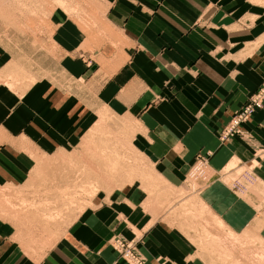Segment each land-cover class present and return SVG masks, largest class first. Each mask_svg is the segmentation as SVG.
I'll return each mask as SVG.
<instances>
[{"label": "crops", "instance_id": "obj_1", "mask_svg": "<svg viewBox=\"0 0 264 264\" xmlns=\"http://www.w3.org/2000/svg\"><path fill=\"white\" fill-rule=\"evenodd\" d=\"M63 1L0 0V180L25 179L29 152L101 165L89 150L104 145L122 168L81 170L100 186L79 216L44 227L60 231L39 257L21 247L39 243L25 239L26 224L0 222V264H121L107 245L117 234L150 264H206L182 230L185 211L205 209L231 233L264 231V194L224 180L249 168L264 184V155L216 135L264 79L254 38L263 21L251 13L249 22L247 0ZM98 117L125 135L103 137ZM241 129L264 146V102ZM198 154L222 176L187 188Z\"/></svg>", "mask_w": 264, "mask_h": 264}, {"label": "rangeland", "instance_id": "obj_2", "mask_svg": "<svg viewBox=\"0 0 264 264\" xmlns=\"http://www.w3.org/2000/svg\"><path fill=\"white\" fill-rule=\"evenodd\" d=\"M54 2L65 8L63 0H54ZM247 2L250 9L249 22H251V18H253V14L251 13H258L259 20L263 21L262 31L254 37L256 38L255 44L257 41L259 43H264V0H247ZM53 6L54 4H52V7ZM109 120L112 122V118ZM109 120L108 117H105L103 121H100V117H98L97 121L100 124V128L106 129V131H101V135H103V137L107 134L109 136L107 139L114 140V136L116 137L118 135V130L120 129L119 134L121 136L125 135L124 130H122V125L119 127L118 124V129L116 131L109 132L107 130ZM224 122L218 126L216 132L220 141L226 142L234 136L239 137L244 140L248 146L253 148L254 153H261L264 155V146H253L251 136H248L244 130H241L239 134L230 136L226 140H221L218 136V130ZM90 135V133L85 135L84 140ZM103 146L104 145H102V147ZM102 147L89 150V155L90 157L99 155L106 158L104 163L101 165L89 164L88 166H82L81 163L74 160L75 158L72 157H69L66 160L59 159L65 163H56V159L52 158V155L48 156L36 152H29V156H27L29 161L33 163L30 164V169H26L24 173L25 179L0 180V222L15 226L17 224L18 226L26 224L25 228L22 230V232L25 233V239L39 242L21 246L26 253L30 254V256L39 257L43 251L54 242L56 235L60 231L58 225L57 228L53 226L52 229L44 227L49 226V224L52 225L54 222H64L65 224V221L69 220L70 217L74 219L76 216H79L78 211L81 210L82 206L87 204L89 197L100 186L97 181L79 179L82 172L81 170H87L90 172L103 171L110 173V175L121 170L122 166L119 163L120 159L117 156V150H106V148ZM21 151L23 152V150ZM206 158L207 157H205L204 160ZM198 160L199 159L196 155L195 163L186 171V183L184 185L187 188H191L195 182L196 187L197 185H203L209 179L213 180L221 175V172L216 173L209 170L206 163L203 164ZM255 162L256 160L254 163ZM194 167H196L197 170H194ZM200 168L202 172L200 171ZM224 171H226V168H224ZM56 175H63L66 177L72 175L73 179L67 182L56 180ZM18 176L22 175L18 174ZM224 180L228 184L230 183L231 185L240 187L243 190H251L259 194H264V184L257 180L249 168H236L233 172L225 174ZM190 183H192L191 186H186ZM180 188L181 187H179L176 191V194L180 193V196L186 191L190 192L189 190H183ZM70 191L74 193L73 197L52 196L55 192L69 194ZM188 205L193 207L194 203L188 202ZM52 206H55L54 210H52V208H54ZM69 207H71L72 212H66ZM184 213L185 214L180 216V224L184 226L182 227V230L186 234H191L197 251L206 258V264H264V231H258V229L251 232L233 231V233H235L233 234L231 233L232 230L221 224L216 216L209 213L205 209H201L200 212L192 211L188 214L185 211ZM23 222L25 223L23 224ZM47 231L50 232L51 235L49 233L43 234ZM117 237L125 241H129L117 234L108 238L107 245L113 253L116 254V260H118L121 264H127L117 253L116 248L113 247V240ZM134 247L136 251L145 258L146 262L150 264L146 256L135 246V244ZM202 255L201 258H203Z\"/></svg>", "mask_w": 264, "mask_h": 264}, {"label": "built area", "instance_id": "obj_3", "mask_svg": "<svg viewBox=\"0 0 264 264\" xmlns=\"http://www.w3.org/2000/svg\"><path fill=\"white\" fill-rule=\"evenodd\" d=\"M263 100L264 80L260 82L255 90L246 96L241 106L236 109L219 128V138L221 140H226L234 134H239L242 130L241 125L251 118L255 109L261 107ZM197 158L203 161L205 156L203 154H198ZM113 247L116 248L117 253L127 264H148L145 258L136 251L132 241H125L117 237L113 240Z\"/></svg>", "mask_w": 264, "mask_h": 264}, {"label": "bare ground", "instance_id": "obj_4", "mask_svg": "<svg viewBox=\"0 0 264 264\" xmlns=\"http://www.w3.org/2000/svg\"><path fill=\"white\" fill-rule=\"evenodd\" d=\"M263 102H264V100H263ZM262 105H263V103H262ZM262 105H261V107H262ZM261 107H260V108H261ZM260 108H257V109H260ZM255 110H256V109H255ZM255 110H254V111H255ZM254 111H253V113H254ZM253 113H252V115H253ZM117 164H118V163H117ZM112 168H113V167H112ZM203 171H204V170H203Z\"/></svg>", "mask_w": 264, "mask_h": 264}]
</instances>
